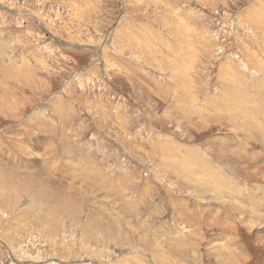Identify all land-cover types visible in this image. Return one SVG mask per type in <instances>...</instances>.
<instances>
[{
	"label": "rangeland",
	"instance_id": "374dc122",
	"mask_svg": "<svg viewBox=\"0 0 264 264\" xmlns=\"http://www.w3.org/2000/svg\"><path fill=\"white\" fill-rule=\"evenodd\" d=\"M263 136L264 0H0V264H264Z\"/></svg>",
	"mask_w": 264,
	"mask_h": 264
},
{
	"label": "bare ground",
	"instance_id": "6f19581e",
	"mask_svg": "<svg viewBox=\"0 0 264 264\" xmlns=\"http://www.w3.org/2000/svg\"><path fill=\"white\" fill-rule=\"evenodd\" d=\"M151 1V0H150ZM154 2V1H153ZM149 3V2H148ZM156 3V2H155ZM58 14V13H57ZM180 21H181V19H180ZM180 21L178 22V24L180 23ZM191 22V21H190ZM182 26V28L183 29H187V25H186V23L185 22H183V24H181ZM180 27V26H179ZM180 27V28H181ZM185 27V28H184ZM179 29V30H183V29ZM190 29V28H189ZM199 29V28H198ZM204 30V29H203ZM206 31V30H205ZM203 33V32H202ZM122 34V33H121ZM184 34H187V33H184ZM181 36V34L179 35V37ZM185 36V35H184ZM206 36V35H205ZM122 37V36H121ZM182 38V37H181ZM187 40V39H186ZM202 43V42H201ZM204 43V42H203ZM205 48V47H204ZM188 49V48H187ZM198 49V48H197ZM182 50V49H181ZM185 50V49H184ZM192 52V51H191ZM192 54V53H191ZM179 55V54H178ZM181 55V54H180ZM159 56V55H158ZM182 56H183V53H182ZM157 57V56H156ZM193 57V56H192ZM174 58V57H173ZM182 58V57H181ZM185 58H186V56H185ZM194 58V57H193ZM160 59V58H159ZM184 59V58H183ZM189 59H190V57H189ZM176 60V59H175ZM174 60V61H175ZM182 60V59H181ZM178 61V60H177ZM187 61V60H186ZM197 61V60H196ZM184 62V61H183ZM169 64H170V62H169ZM173 64H174V62H173ZM177 63H175V65H176ZM178 65V64H177ZM189 65V64H188ZM193 65V64H192ZM180 66V65H179ZM186 66V65H185ZM139 67V66H138ZM189 67V66H188ZM140 68V67H139ZM176 70V69H175ZM134 71V70H133ZM188 71V70H187ZM189 72V71H188ZM134 75V74H133ZM187 75V74H186ZM110 89V88H109ZM162 89V88H161ZM160 89V90H161ZM189 89H191L190 87H189ZM184 90V89H183ZM227 91H228V93H229V95L231 96V98H232V101L234 102V108H233V111H234V113H236V108H237V112L238 113H241L242 115H248V116H252V115H254V111L253 110H251V109H249L248 110V108L246 109V108H242L241 107V103L244 101L243 100V98L240 96V94H238V92L237 91H235L234 90V88L233 89H227ZM159 92V91H158ZM13 93V92H12ZM156 93V92H155ZM189 93V92H188ZM248 93V92H247ZM157 94V93H156ZM155 94V95H156ZM159 95V94H158ZM157 95V96H158ZM180 95V94H179ZM242 95V94H241ZM246 95V97L249 99V100H251V103H252V105H253V108L255 109V107H256V103H257V101L253 98V96H252V98L250 97V96H248L247 94H244V96ZM184 97V96H183ZM182 98V97H181ZM187 98V97H186ZM189 100V99H188ZM229 101V100H228ZM5 106H6V104H5ZM184 106V105H183ZM15 107H17L16 105H15ZM182 107V106H181ZM185 107V106H184ZM187 107H189L188 105H187ZM187 107H185V109L184 110H182V111H187L186 110V108ZM180 108V107H179ZM190 108V107H189ZM15 109H17V108H15ZM260 112V111H259ZM258 112V113H259ZM195 113V112H194ZM257 113V114H258ZM193 117V116H192ZM192 123V122H191ZM202 125V124H201ZM195 127V126H194ZM28 128V127H27ZM262 138H264V136L262 137ZM261 137H259V142L261 143ZM165 141L167 142L168 140L167 139H165ZM161 147H162V149L165 151V154H166V161L169 159V158H172V157H176V160H175V158H174V160L173 161H168L167 162V164L168 165H166V166H168V168H172L173 169V167H174V170L177 172V171H186V176L187 177H184L182 174H180L179 172H177L180 176H182L184 179H189V180H191V182H193V183H197V181L198 180H196L195 178H193L195 175L191 172V171H193L194 170V166H200V169L199 170H201V171H204V172H202L200 175H201V179H200V185H202V183H203V179H204V177L206 176V160L204 159V158H202L201 156H198V155H195V154H193V153H191V150H188V148L189 149H191L190 147H185V152H186V155H185V153L183 152V151H181L180 150V148H178V149H175L174 148V146H173V144L170 142V141H168V143H166V142H164V140H162L161 138H158L157 139V141H156ZM185 146V145H184ZM188 146V145H187ZM31 152V151H30ZM178 158H183V161L185 162L184 164V167H183V165L181 164V163H179V161H178ZM173 159V158H172ZM182 161V162H183ZM175 163L177 164V166H175ZM12 168V167H11ZM184 170H183V169ZM196 169V168H195ZM90 170V169H89ZM196 171V170H195ZM96 173V172H95ZM198 174V173H197ZM208 176H209V178L210 179H214V178H216V175L215 174H213V173H208ZM197 177H198V175H197ZM191 178H193V179H191ZM28 182V181H27ZM235 182H237V181H235ZM235 183L233 182L231 185H230V187L228 188V192L229 193H231V194H233V195H238V194H240V192H241V190L240 189H242V188H240V186L239 185H234ZM237 184V183H236ZM3 185V184H2ZM3 187V186H2ZM33 187V186H32ZM223 197L222 196H219V199H222ZM236 200V199H235ZM234 200V201H235ZM223 203V202H222ZM224 204V203H223ZM220 205V204H219ZM223 206V205H222ZM221 206V207H222ZM257 204L254 206V210H257ZM243 207H240L239 208V210H241ZM224 209V208H223ZM50 214V213H49ZM257 214V213H256ZM44 215V214H43ZM260 215V214H259ZM259 217V216H258ZM260 217H261V215H260ZM260 221V220H259ZM113 239V238H112ZM155 239V238H154ZM157 247V246H156ZM149 248V247H148ZM161 248V247H160ZM162 249H163V247H162ZM163 251V250H162ZM157 255H158V257H162L163 255H165V253L163 254V255H161L162 253H156ZM122 255V254H121ZM145 260V259H144ZM172 263V261L170 260L169 262H166V264H171Z\"/></svg>",
	"mask_w": 264,
	"mask_h": 264
},
{
	"label": "crops",
	"instance_id": "0c3cea01",
	"mask_svg": "<svg viewBox=\"0 0 264 264\" xmlns=\"http://www.w3.org/2000/svg\"><path fill=\"white\" fill-rule=\"evenodd\" d=\"M172 33H173V36L174 37H177L178 36V32H177V29L176 28L172 30ZM133 38L134 39H138L139 37L133 36Z\"/></svg>",
	"mask_w": 264,
	"mask_h": 264
}]
</instances>
